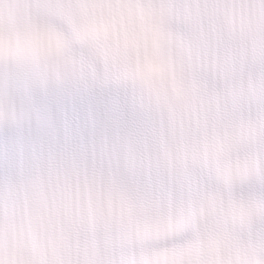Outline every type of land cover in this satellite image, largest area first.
Returning <instances> with one entry per match:
<instances>
[{"label": "snow or ice", "instance_id": "6c2138e0", "mask_svg": "<svg viewBox=\"0 0 264 264\" xmlns=\"http://www.w3.org/2000/svg\"><path fill=\"white\" fill-rule=\"evenodd\" d=\"M0 264H264V0H0Z\"/></svg>", "mask_w": 264, "mask_h": 264}]
</instances>
